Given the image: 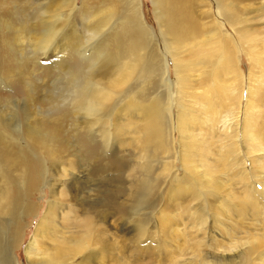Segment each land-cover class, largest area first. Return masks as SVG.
<instances>
[{"label":"bare ground","instance_id":"obj_1","mask_svg":"<svg viewBox=\"0 0 264 264\" xmlns=\"http://www.w3.org/2000/svg\"><path fill=\"white\" fill-rule=\"evenodd\" d=\"M78 1L0 0V264L260 256L264 0Z\"/></svg>","mask_w":264,"mask_h":264},{"label":"rangeland","instance_id":"obj_2","mask_svg":"<svg viewBox=\"0 0 264 264\" xmlns=\"http://www.w3.org/2000/svg\"><path fill=\"white\" fill-rule=\"evenodd\" d=\"M81 1L82 0H80V1H78V4H77V6H76V8H78L79 7V4L81 3ZM140 2H141V7H142V12H143V14H144V18H145V21H144V23H145V25H146V27L149 29V31H151L152 32V30H154L155 29V23H154V20H153V12H151V2H150V0H140ZM153 33V32H152ZM153 35L154 36H156V33H153ZM52 62V60H49V61H47V62H45V65L44 66H47V67H51V65H53V63H51ZM42 63V62H41ZM241 63H242V69H243V71H246V69H247V66H246V61L244 60L243 62L241 61ZM51 64V65H50ZM41 75H38V78L37 79H39L40 81L42 80V76L40 77ZM173 76V74H172V72H171V75H170V78ZM52 79V78H51ZM170 82H174V79L172 80V79H170ZM1 89V88H0ZM8 94V95H10L11 97H13L14 96V98H18V96L14 93L13 94V91H11V90H7V89H1L0 90V96L1 95H4V94ZM174 144H176V143H174ZM176 146V145H175ZM173 170H169V171H165L163 174H161V177L163 178V181L164 180H167L168 179V177L170 176V174H171V172H172ZM179 181H184L185 180V178L183 177V176H178V178H177ZM217 180H219V178L217 179ZM168 181H169V179H168ZM160 182H162V180H160ZM165 190L166 191V188H163V184L161 185V190ZM40 196V195H39ZM38 197V196H37ZM36 199V198H35ZM39 201L40 200H35V201H33V203L34 204H37V203H39ZM164 203H165V201H164ZM164 203L162 204L163 206H164ZM169 205H171L172 206V208H173V202L171 203V204H169ZM161 207V206H160ZM41 211H43V209L41 210ZM169 211L170 212H172L173 211V209H169ZM25 222H24V226H23V228H22V231H23V236H24V238H23V236L21 237L22 239H23V241H25L21 246H20V248H14L12 251H11V253H12V256H13V258L16 260L17 259V262H18V264H25V262H24V258H23V254H22V251H23V249H24V245H25V243L27 242V240L29 239V237L31 236V234H32V230H33V228H34V225L36 224V222H37V218H35V219H33L32 217H30V218H25V220H24ZM31 222V225L29 226V223ZM109 223H110V227H109V230L110 231H113L114 230V228H115V226H116V221H114V219L113 218H110V221H109ZM26 224V225H25ZM261 253V254H260ZM259 254H260V256H256V255H253V256H250L249 257V259H248V261L246 262V263H244V264H261V262H264V248H262V249H259ZM261 258V259H260ZM259 260L261 261V262H259ZM128 264H139V261L138 260H136L135 258L134 259H132V258H130L129 259V261H128Z\"/></svg>","mask_w":264,"mask_h":264}]
</instances>
